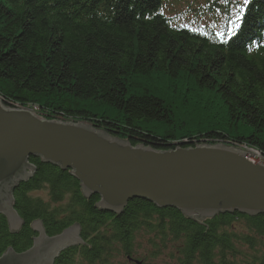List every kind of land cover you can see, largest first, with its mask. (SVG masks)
Listing matches in <instances>:
<instances>
[{
    "label": "trees",
    "instance_id": "1",
    "mask_svg": "<svg viewBox=\"0 0 264 264\" xmlns=\"http://www.w3.org/2000/svg\"><path fill=\"white\" fill-rule=\"evenodd\" d=\"M179 2L0 0V98L37 105L48 118L88 123L133 145L164 150L174 147L170 141L178 135H200L206 143L254 147L264 156V0H225L218 10L213 0H202L205 13L195 17L211 19L206 22L167 14ZM241 10L237 40L222 44L225 21ZM254 35L259 46H251ZM179 82L186 95L217 98L224 122L216 128L203 122L197 134L178 131L170 104ZM29 160L35 173L13 191L24 223L12 231L0 214V256L10 247L29 249L37 235L31 225L41 220L48 236L80 226L84 243L62 251L55 264L134 257L139 231L160 250L177 243L171 250L177 264H264V213L234 211L196 220L134 198L118 214L98 207V194L85 196L70 170L40 157ZM39 190H47L48 199L32 194Z\"/></svg>",
    "mask_w": 264,
    "mask_h": 264
},
{
    "label": "water",
    "instance_id": "2",
    "mask_svg": "<svg viewBox=\"0 0 264 264\" xmlns=\"http://www.w3.org/2000/svg\"><path fill=\"white\" fill-rule=\"evenodd\" d=\"M40 114L0 98V214L12 231L24 223L13 191L35 173L31 156L70 170L85 196L98 194L97 206L118 214L134 198L177 208L196 220L234 211L264 213V162L248 150L222 142L160 150L88 123ZM31 227L37 232L32 246L23 252L8 248L0 264H55L62 251L84 243L78 224L54 236L46 234L41 220Z\"/></svg>",
    "mask_w": 264,
    "mask_h": 264
},
{
    "label": "rangeland",
    "instance_id": "3",
    "mask_svg": "<svg viewBox=\"0 0 264 264\" xmlns=\"http://www.w3.org/2000/svg\"><path fill=\"white\" fill-rule=\"evenodd\" d=\"M157 81H159V79H157ZM162 83L164 88H168L167 82L165 84L164 82ZM173 87L175 90V92L173 90L175 95L172 98L170 105L174 107L176 119L179 121L178 131L184 133L186 132L195 133L197 131H202L205 129V127L201 125L203 122L206 127L211 126L216 128L219 122H224V120L226 119V113L224 108L222 107L221 102L213 95L199 94L196 91H191L190 95H186L184 94L185 89L182 88L183 86L181 85L180 82L179 84L173 85ZM17 106L24 108H31L33 110V106H27V107L20 105ZM34 107L38 108L37 105H34ZM37 113H41V112L38 111ZM53 119H57V118H53ZM68 121L78 122L77 120H73V119H69ZM193 136L194 139L192 140L182 137L181 135H178L177 139L172 140L170 142L173 144L174 146L173 148L179 145L185 148L189 146L190 147L195 146L196 143L198 144H201V142L206 143V141H204L205 138H202L203 136L200 135L199 136L193 135ZM187 140H191L192 142H189ZM189 143H192L193 145H187ZM222 143L225 144L224 142ZM206 144H216V143L207 142ZM226 145L234 146L232 144H226ZM235 147H239L246 151L248 150L249 152H251V156H250L251 158L264 162V156L261 153V151L258 150L257 148L246 147V146H235ZM169 149L172 148H168L167 150ZM32 194L34 196H40L44 199H48L49 197L47 190L34 191ZM176 244L172 243L168 249L160 250L158 247L155 248L154 246L151 245L150 235L148 233L139 231L136 233V236L134 237L132 254L138 260L139 259L141 261L144 260L146 264H177L176 262L177 260H175V257L171 256L172 255L171 250L173 249L174 246H176ZM111 264H135V263L131 259L129 261V259L123 254H117V256L113 259Z\"/></svg>",
    "mask_w": 264,
    "mask_h": 264
},
{
    "label": "bare ground",
    "instance_id": "4",
    "mask_svg": "<svg viewBox=\"0 0 264 264\" xmlns=\"http://www.w3.org/2000/svg\"><path fill=\"white\" fill-rule=\"evenodd\" d=\"M197 20L198 21H202V19H199V18H197ZM211 19H207V20H205V22L206 21H210ZM205 24H207V23H205ZM205 24H203V27L205 26ZM244 24V23H243ZM243 26V25H242ZM242 26H238V27H236V28H233V31L231 32V35H229V36H227L226 38H221V41H222V44H229V41H233V40H237V35H238V32L236 33V31H241V28H242ZM199 27L197 26V29H198ZM190 32H195V31H190ZM258 38V36H253V37H251V41H254V40H256ZM250 39V38H249ZM257 43V45L259 46L261 43L260 42H256ZM255 43V44H256ZM255 44H253V43H251V46H254ZM257 46V47H258ZM66 121H68V120H66ZM226 145V144H225ZM127 206V205H126ZM124 210H125V208H124ZM123 210V211H124ZM120 214V213H119ZM128 259H129V261H130V259L134 262V260H138L137 258H135V257H131V256H129V255H127L126 256ZM140 260V259H139ZM146 264V263H145Z\"/></svg>",
    "mask_w": 264,
    "mask_h": 264
},
{
    "label": "snow or ice",
    "instance_id": "5",
    "mask_svg": "<svg viewBox=\"0 0 264 264\" xmlns=\"http://www.w3.org/2000/svg\"><path fill=\"white\" fill-rule=\"evenodd\" d=\"M243 3L246 5L249 3V0H243ZM242 19V10H241V15L237 16V20H241ZM238 26V25H237Z\"/></svg>",
    "mask_w": 264,
    "mask_h": 264
},
{
    "label": "built area",
    "instance_id": "6",
    "mask_svg": "<svg viewBox=\"0 0 264 264\" xmlns=\"http://www.w3.org/2000/svg\"><path fill=\"white\" fill-rule=\"evenodd\" d=\"M33 110H35L36 112L39 111V109L37 107H34V106H33Z\"/></svg>",
    "mask_w": 264,
    "mask_h": 264
},
{
    "label": "flooded vegetation",
    "instance_id": "7",
    "mask_svg": "<svg viewBox=\"0 0 264 264\" xmlns=\"http://www.w3.org/2000/svg\"><path fill=\"white\" fill-rule=\"evenodd\" d=\"M74 225V224H73ZM143 264H145V262H143Z\"/></svg>",
    "mask_w": 264,
    "mask_h": 264
}]
</instances>
